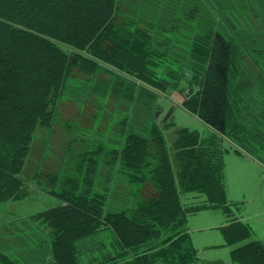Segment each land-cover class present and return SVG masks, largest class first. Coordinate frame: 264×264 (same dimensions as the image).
Here are the masks:
<instances>
[{
    "label": "trees",
    "instance_id": "16d2710c",
    "mask_svg": "<svg viewBox=\"0 0 264 264\" xmlns=\"http://www.w3.org/2000/svg\"><path fill=\"white\" fill-rule=\"evenodd\" d=\"M126 2L0 0V229L23 219L10 212L37 189L59 202L25 218L49 230L52 264H79L77 243L105 230L114 235L116 254L104 264H226L202 262L187 226L190 213L230 212L222 157L188 128L168 141L170 117L165 124L154 121L144 135H127L121 150L89 142L83 149L72 141L60 174L45 170L55 126L73 129L81 121L61 113L74 67L94 74L105 64L167 91L157 71L160 56L152 52L149 33L136 27L135 14L122 10ZM191 50L198 67L180 68L174 89L188 87L183 108L227 139L236 131L229 90L239 53L218 30L195 38ZM106 158L120 163L136 187L129 211L106 210V195L94 189L96 169ZM189 193L207 196L208 203L186 207L180 196ZM221 229L231 264H264V246L252 240L249 225L233 219ZM0 264L19 263L0 251Z\"/></svg>",
    "mask_w": 264,
    "mask_h": 264
},
{
    "label": "rangeland",
    "instance_id": "374dc122",
    "mask_svg": "<svg viewBox=\"0 0 264 264\" xmlns=\"http://www.w3.org/2000/svg\"><path fill=\"white\" fill-rule=\"evenodd\" d=\"M126 3L122 10L135 14L136 27L149 33L152 52L160 56L157 71L161 82L168 85L167 91L156 90L105 64L94 74L74 67L65 85L61 113L72 123L81 121L73 129L63 122L55 126L48 142L45 170L60 174L66 161L64 150L72 141L83 149L89 142L121 150L127 135H144L154 121L165 124L170 117L166 130L168 141L173 140L177 129L188 128L209 139L218 149L214 152L222 157L230 212L204 209L190 213L187 226L202 262L231 264V248L225 246L221 229L231 220L249 225L252 240L264 246V170L242 162L243 157L235 152V148L247 152L256 162L252 152L264 149V2L257 5L241 0H127ZM215 30L228 36L239 53L238 68L230 75V116L236 131L229 132V141L183 108L182 100L190 94L188 87H183L181 92L174 89L184 66L198 67L191 50L195 38ZM107 159L96 169L94 189L106 195V210L129 211L136 187L121 171L125 168L120 163L110 165ZM32 173L33 170L29 174ZM180 197L188 208L208 203L207 196L198 193ZM58 203L48 193L34 189L33 194L10 212L14 218L23 219L17 225L1 227L3 248L9 251L12 248L13 253L32 251L27 235L33 231L25 218ZM27 228L29 231L25 232ZM106 239V235L102 237ZM82 243L86 247L92 245L88 241Z\"/></svg>",
    "mask_w": 264,
    "mask_h": 264
},
{
    "label": "crops",
    "instance_id": "0c3cea01",
    "mask_svg": "<svg viewBox=\"0 0 264 264\" xmlns=\"http://www.w3.org/2000/svg\"><path fill=\"white\" fill-rule=\"evenodd\" d=\"M239 1V0H238ZM243 2L249 3H260L264 2V0H241ZM261 6V5H260ZM236 153L241 155L242 162H249L253 164V166L257 167L258 169L264 170V149H259V153L252 152V156L255 157L256 162L250 159L247 152H241L235 148ZM253 161V162H252ZM27 220V219H26ZM23 220V221H26ZM30 231L32 235L28 234L27 238L31 242V250L26 253V251H21L20 253H13L12 248L9 250L4 249L2 245V241L0 242V251L6 252L9 251V254L16 260L19 264H52V259L50 256V232L46 228H40L36 225H32L30 222ZM29 228L25 229L24 231H29ZM190 233V232H189ZM106 235V240H102ZM109 236V238H108ZM1 239V238H0ZM114 235L111 231L105 230L104 232L97 233L92 235L91 237L81 240L77 243L76 249L78 252V260L79 264H104L106 259L111 257H115L116 254V244L114 242ZM88 241L92 243L91 246H82V242ZM106 243V244H105ZM101 246V247H100ZM27 254V255H26ZM155 264H167L165 262H156Z\"/></svg>",
    "mask_w": 264,
    "mask_h": 264
}]
</instances>
